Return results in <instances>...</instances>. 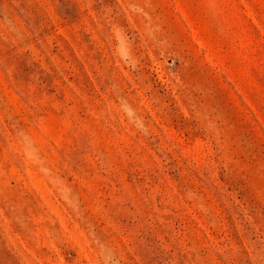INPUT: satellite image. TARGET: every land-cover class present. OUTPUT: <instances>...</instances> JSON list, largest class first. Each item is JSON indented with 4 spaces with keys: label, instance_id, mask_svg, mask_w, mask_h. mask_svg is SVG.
Returning a JSON list of instances; mask_svg holds the SVG:
<instances>
[{
    "label": "rangeland",
    "instance_id": "1",
    "mask_svg": "<svg viewBox=\"0 0 264 264\" xmlns=\"http://www.w3.org/2000/svg\"><path fill=\"white\" fill-rule=\"evenodd\" d=\"M0 264H264V0H0Z\"/></svg>",
    "mask_w": 264,
    "mask_h": 264
}]
</instances>
